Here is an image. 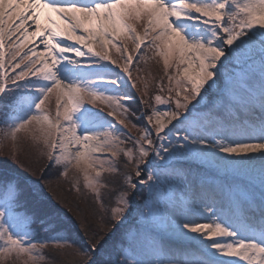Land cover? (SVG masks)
<instances>
[{"label": "snow or ice", "instance_id": "1", "mask_svg": "<svg viewBox=\"0 0 264 264\" xmlns=\"http://www.w3.org/2000/svg\"><path fill=\"white\" fill-rule=\"evenodd\" d=\"M141 21L143 35L132 26ZM142 45L163 58L167 96L161 82L154 101L130 104V95L58 76L62 61L76 65L90 55L118 67L134 89ZM37 80L50 86L35 87L40 95L29 105L25 92L33 85L22 82ZM14 90L9 103L27 114L12 124V135L46 125L49 167L64 176L79 169L100 207L102 173L118 172L121 156L135 164L110 193L108 230L84 227L90 235L81 264H171L148 257L173 238L195 243L177 264H264V0H0V101ZM53 93L54 116L45 107ZM85 104L105 105L120 125H141L142 134L127 135L131 147H122L123 130L114 125L80 132L75 114ZM44 178L21 171L15 156L0 158V253L35 251L25 239L32 226L65 234L54 242L71 240L60 209L42 198ZM257 213L258 234L249 232Z\"/></svg>", "mask_w": 264, "mask_h": 264}, {"label": "rangeland", "instance_id": "2", "mask_svg": "<svg viewBox=\"0 0 264 264\" xmlns=\"http://www.w3.org/2000/svg\"><path fill=\"white\" fill-rule=\"evenodd\" d=\"M241 2H244V0H241ZM131 23V22H130ZM143 23L136 22L133 23L132 26L136 28L137 34L143 35V28L140 26ZM146 42H147V38ZM120 43H127L130 48H134V45L131 43L130 40H122ZM140 56V59H136L134 56V64L132 65L133 71V83L136 84V88L131 87V83L129 82L127 75L124 74L118 67L111 65L108 62L104 61H98L96 58L91 57L90 55H85L82 58H75L78 59L79 63L76 65L68 64L67 61H62L60 66L67 65L68 68L73 69L75 72L74 78L66 80L62 77H60L59 72L58 76L59 78L67 81L72 82L80 81L87 83L89 81H94V83L91 84V87L96 90L99 93H104L107 95H116V94H126L133 97V101H129L130 104H136L138 103V100H148L150 97L154 101V96L159 93V85L161 82H163L165 86V92L163 93L165 96L168 95L167 93V87L169 85V81L167 79V76L164 72V66H163V58L158 56L154 50H151L148 46L142 45V48L140 52L137 54ZM117 54L113 51V58L115 59ZM154 59V60H153ZM152 60L154 64H152ZM143 66L144 74H141V77H136L135 75V69L138 67V65ZM152 65H159L161 67V70L163 71V74L165 75V79H160L158 75H155L153 73L152 68H154ZM73 66V67H72ZM141 66V67H142ZM62 72H66L65 69H62ZM150 72V73H149ZM169 74H172L174 72V69L170 68L168 70ZM149 73V74H148ZM145 74H148L144 77ZM112 80H117L118 84H112ZM22 83H32L33 87L25 92V95H27L29 99V105L34 104L36 100L39 98V93L35 91V87H47L50 86L49 82H44L41 80H37L34 82L31 81H25ZM175 85V82L173 81V86ZM147 93V94H145ZM18 95L17 91H13L10 94H6L3 101H0V107L4 102L12 101L16 96ZM21 103H23V98H21ZM13 105L12 111H5L6 113L3 117L6 119L4 122H1L0 125V158H6L10 156H15L18 165L21 167V171L27 170L26 167L30 166L31 170L27 171L28 174L32 176V179L39 178L38 171L45 165L49 163V159L47 156V153L49 151H52L50 147H48L45 143V136H44V130L46 129V125L44 124H36L35 122L32 125H29L26 129H22L20 132H17L15 136L12 135L13 129L12 124L19 119H22L24 115H26V112L17 113L19 109L15 106L16 101H13L11 104ZM156 107L160 108H174L175 105H155ZM3 107H6V103L3 105ZM45 107L48 108L51 112V115L54 116L55 110H56V94H50L49 101H46ZM143 109H148V105H143ZM2 110V109H1ZM107 112V108L105 105L101 104L100 109L96 108V104H85L83 105L80 112L75 114V120L79 124L80 132H88V133H102L106 130L112 129L113 125L115 126V130H123L121 134V138L125 140V144L121 145L122 147H131V142L127 140V135H130L132 137H139L142 134V126L138 125L137 127H132L131 124L128 125L127 128L124 127V125L119 124L120 117H112ZM17 113V114H16ZM16 114V115H15ZM135 119V118H133ZM12 146L14 145V150H12ZM30 145L27 147H24V145ZM5 146L7 148H11L9 152H3L2 146ZM17 149V150H16ZM7 153H9L7 155ZM17 153H21L22 155L17 156ZM100 158L102 160H111V156L108 153L100 154ZM127 158L126 157H119L117 161V167L122 165L123 162H125ZM127 164L132 165V171H134L135 164L134 162H129ZM107 166V165H106ZM44 168V167H43ZM58 167L53 166L51 170H54ZM130 171H125L123 173V176ZM79 173V179L77 180V174ZM112 173V172H104L102 173V177L105 174ZM63 175V174H62ZM66 179H71L74 190L78 189L79 187H82L87 193H90L94 196L93 193L89 192L87 189L83 187V174L80 172L79 169L70 167L68 170L67 177L64 176ZM70 177V178H69ZM53 185L57 184L56 182ZM102 183H104L102 179ZM105 184V183H104ZM49 196V194L47 193ZM101 196V191H100ZM94 199L96 200V197L94 196ZM31 239L33 243H36L38 245L37 249L31 253L28 252H18L16 250H13L11 253H0V264H41V261L45 260V252L42 251V248L45 246H49L50 248L56 250L61 253H57V255L64 254L62 253L63 247L66 246V242H54L52 238H45L43 240H47V242L43 245V247L39 246V241H33L30 232L29 237L25 238ZM56 240H60V238H55ZM27 246V245H26ZM55 250V249H54ZM160 254L155 253H149L150 259L156 258V260L159 261ZM65 264H76V261H68ZM78 264V262H77Z\"/></svg>", "mask_w": 264, "mask_h": 264}, {"label": "trees", "instance_id": "3", "mask_svg": "<svg viewBox=\"0 0 264 264\" xmlns=\"http://www.w3.org/2000/svg\"><path fill=\"white\" fill-rule=\"evenodd\" d=\"M141 66L142 65L140 64L135 69V75L139 78L141 77L142 73L144 74L145 70V68L143 70V66ZM5 103L6 107H3ZM8 103L9 102L6 101L0 107V125L1 122L3 123L6 119L3 117L6 114L3 112V110L5 109V111H12L14 108L13 105L8 106ZM5 146H2L3 152H9L11 148H7ZM27 146L30 145H24V147ZM14 149L15 148L13 145L12 150ZM8 154L9 153H7V155ZM20 155L22 154L17 153V156ZM43 167L38 171L39 176H41V174H44L45 176V178L40 182V186L44 190V195L42 198L48 200L51 204L60 209V216L64 224L68 226V232L71 240L66 242V246H64L62 250V253L64 254L61 255H57V253L61 252H58L56 248H54L55 250L49 246L42 248V251L45 252L46 261H41V264H65L71 260L76 261V264L77 262L78 264H81L82 260L84 259L82 252L86 250V248L82 247V244L84 243L86 236L90 235V233L84 232V227H86L88 223H91L94 228H99L105 232L108 230V226L105 225L104 220L107 218L106 209H109L113 206L110 193L118 189L121 178L123 177V173L125 171H132V165L125 164V162H123L122 165L119 164L118 172H112L103 175L102 179L106 184V187L101 189L100 196L104 200L103 208L100 207L98 198L95 200L94 196L90 193H87L82 187L74 190V185L71 179H66L64 175L60 173L59 168L51 170L53 166L49 167V163L45 164ZM26 169L27 171L31 170L30 166H27ZM56 181L57 184L53 185L54 183L52 182ZM29 232L33 241H39L51 237L61 239L65 235L64 233H45L36 226H32V229L29 230ZM71 241H75L76 243L73 244Z\"/></svg>", "mask_w": 264, "mask_h": 264}, {"label": "bare ground", "instance_id": "4", "mask_svg": "<svg viewBox=\"0 0 264 264\" xmlns=\"http://www.w3.org/2000/svg\"><path fill=\"white\" fill-rule=\"evenodd\" d=\"M78 2H80V3H91L92 0H78ZM153 60H152V64H154ZM152 66L154 68H152L151 71H153V73H155V75H158L160 77V79H163V80L165 79V81L167 82L165 75L163 74V71L161 70V67L159 65H152ZM62 69H65V66H58L57 72H59L60 77L66 79V80L74 78L75 72L73 70L71 72H68V71L62 72ZM148 74H145L144 77L147 76ZM141 78H143V77H141ZM8 145H9V143H8ZM9 146L12 147V143ZM227 179L231 180L232 178L228 177ZM189 195L191 196V193ZM191 211H192L193 215H195L197 212V210L195 208H193ZM252 231L257 232V234L259 232L258 213L255 214L254 226L250 227V229H249V232H252ZM194 246H195L194 242L192 245H190L187 242H184V241L179 240L177 238H173L170 241L166 240L165 250H164V252L161 253L159 261L165 260L167 262H171V264H177V262L189 258L187 254H188V252H190L192 250V248ZM153 260L158 261V260H156V258H154Z\"/></svg>", "mask_w": 264, "mask_h": 264}]
</instances>
